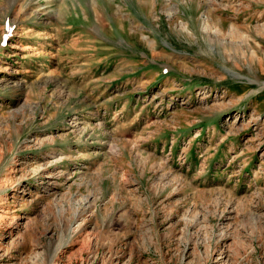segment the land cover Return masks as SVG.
<instances>
[{
    "label": "rangeland",
    "instance_id": "1",
    "mask_svg": "<svg viewBox=\"0 0 264 264\" xmlns=\"http://www.w3.org/2000/svg\"><path fill=\"white\" fill-rule=\"evenodd\" d=\"M0 264H264V0H0Z\"/></svg>",
    "mask_w": 264,
    "mask_h": 264
},
{
    "label": "bare ground",
    "instance_id": "2",
    "mask_svg": "<svg viewBox=\"0 0 264 264\" xmlns=\"http://www.w3.org/2000/svg\"><path fill=\"white\" fill-rule=\"evenodd\" d=\"M251 2H252V1H251ZM169 11H170V10H168L167 14H168V16H171V15H170L171 13H169ZM258 11H259V10H258ZM237 18H238V17H237Z\"/></svg>",
    "mask_w": 264,
    "mask_h": 264
}]
</instances>
